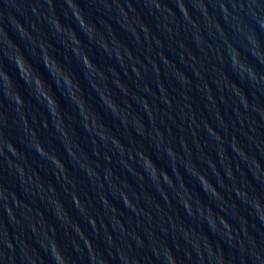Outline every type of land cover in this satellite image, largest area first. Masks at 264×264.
I'll list each match as a JSON object with an SVG mask.
<instances>
[{
  "label": "water",
  "instance_id": "1",
  "mask_svg": "<svg viewBox=\"0 0 264 264\" xmlns=\"http://www.w3.org/2000/svg\"><path fill=\"white\" fill-rule=\"evenodd\" d=\"M53 243L262 264L264 0H0V264Z\"/></svg>",
  "mask_w": 264,
  "mask_h": 264
},
{
  "label": "clouds",
  "instance_id": "2",
  "mask_svg": "<svg viewBox=\"0 0 264 264\" xmlns=\"http://www.w3.org/2000/svg\"><path fill=\"white\" fill-rule=\"evenodd\" d=\"M184 11L186 12L187 9L185 8ZM57 26H59V25L57 24ZM233 53H234V54H233V56H232V59H233V62H236V61H237V57H238L239 54H238L237 52H235V50H233ZM84 59H85V58H84ZM22 62H25L24 59H23V57H18V67H19V69H21L22 71H24V70L22 69V67H21ZM85 63L90 67V62H85ZM28 68L30 69V65H28ZM4 75H5V79H8V80L10 81V77H8L7 74H4ZM26 82H27V81H26ZM35 83H36L37 86L40 87V90L43 92V83H44V82L40 79V77L37 76V77L35 78ZM45 95L47 96L49 102H55V101L52 99V97L49 96L47 93H45ZM15 100H16V102H17L18 104H23V99H22V97L19 95V93H17V94L15 95ZM38 151H39L41 154H44V151H43L41 148H38ZM169 151L171 152V150H169ZM55 162H56L57 164H59L57 161H55ZM164 176H165V179H168V177H167V173H164ZM257 207H259V204H257ZM53 251H54V253H55L54 259L60 261V264H64V262H63V258H62V256L60 255L58 249H56V246H55L54 243H53ZM256 258H257V260H260V261L262 262V264H264V258L260 257L259 255H257ZM169 260H170L171 264H176L175 260L171 257V254H169Z\"/></svg>",
  "mask_w": 264,
  "mask_h": 264
}]
</instances>
